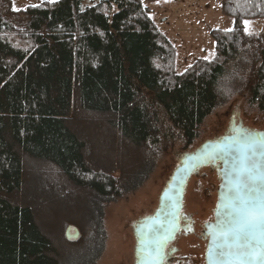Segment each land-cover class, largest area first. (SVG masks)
<instances>
[{
	"label": "trees",
	"instance_id": "1",
	"mask_svg": "<svg viewBox=\"0 0 264 264\" xmlns=\"http://www.w3.org/2000/svg\"><path fill=\"white\" fill-rule=\"evenodd\" d=\"M83 2L17 13L0 0V264H63L85 248L87 219L65 215L77 198L119 197L155 146L191 144L214 109L236 95L245 93L264 114V35L244 30V21L264 19V0H221L234 29L212 30L216 58L182 74L142 0ZM2 11L24 21L5 20ZM85 127L102 132L103 151L92 148ZM31 166L54 171L58 185L77 195L56 218L57 243L44 226L43 189L36 196L28 188ZM68 227L77 240L66 236Z\"/></svg>",
	"mask_w": 264,
	"mask_h": 264
},
{
	"label": "rangeland",
	"instance_id": "2",
	"mask_svg": "<svg viewBox=\"0 0 264 264\" xmlns=\"http://www.w3.org/2000/svg\"><path fill=\"white\" fill-rule=\"evenodd\" d=\"M83 1L84 6H92L96 2ZM45 2L49 0H11V9L18 13ZM142 3L151 11V19L177 52V74L184 73L198 60H214L212 53L216 54V46L210 34L212 30L234 29V20L222 14L221 0H161L153 3L142 0ZM2 13L5 20L13 22L18 18L6 11ZM22 21L20 18L15 20L19 24ZM249 22V31L252 33L249 35L246 32L249 36L264 35V19ZM232 122L249 131L264 133V114L252 107L246 94L241 93L214 109L199 126L191 144L173 140L155 146L149 154V160L136 175L121 184L122 193L119 197L77 198V202L72 203L75 209L71 208L70 214L65 215L74 216L73 222L87 219L89 227L85 230V248L65 257L63 264H136L135 226L156 213L159 196L177 166V157L193 153L205 142L229 134ZM86 127L85 130L94 137L90 143L92 148L96 145L103 151L107 144L101 139L104 137L102 132L99 134L98 129ZM27 182L29 190L36 196H40V190L43 189L46 198V205L43 206L46 218L44 226L51 229V239L56 242L60 229V222L56 218L61 221L67 208L63 202H69L77 195L67 190L66 186H59L54 171L47 169L41 171L31 166ZM219 185L220 179L214 168L202 169L191 178L184 197V212L193 222L197 235L182 234L176 238L170 247L177 250L174 264H205L207 242L203 240L202 233L205 225L214 219Z\"/></svg>",
	"mask_w": 264,
	"mask_h": 264
},
{
	"label": "snow or ice",
	"instance_id": "3",
	"mask_svg": "<svg viewBox=\"0 0 264 264\" xmlns=\"http://www.w3.org/2000/svg\"><path fill=\"white\" fill-rule=\"evenodd\" d=\"M249 28L250 22L244 21V30L251 35ZM215 56L212 53V59ZM233 146L239 154L230 181L234 196L221 206L230 211L228 219L216 226L209 247V264H255L264 259V139L252 137L250 131L241 129L236 139L221 145L218 151ZM145 251L148 257L145 264H159L166 254L163 242L157 243L155 251L150 247H145Z\"/></svg>",
	"mask_w": 264,
	"mask_h": 264
},
{
	"label": "water",
	"instance_id": "4",
	"mask_svg": "<svg viewBox=\"0 0 264 264\" xmlns=\"http://www.w3.org/2000/svg\"><path fill=\"white\" fill-rule=\"evenodd\" d=\"M241 129L247 130L242 125L232 127L229 134L215 141L205 142L193 153L183 154L177 157V166L159 197V205L156 213L152 217L142 220L135 226L136 264H145V261L148 259L145 247H150L155 251L157 243L163 242L166 253L167 247L174 243L176 237L181 232L184 197L191 178L201 169L217 167V176L220 179V185L217 190L214 219L211 223L205 225L203 233L204 239L207 242L204 260L205 264H209V247L214 239L216 226L221 220L228 219L227 213L230 210L221 206L225 204L230 197L234 196V193L230 192V181L234 178V162L239 155L235 146L222 152L218 150L221 145L236 139V134H238ZM250 134L257 139H264L263 132L250 131ZM234 218L235 217H233V219ZM65 233L72 241L77 240L79 237V232L74 229V227H68ZM165 259L166 254L163 255L159 264H165ZM249 264H251V262H249ZM255 264H264V259L256 261Z\"/></svg>",
	"mask_w": 264,
	"mask_h": 264
},
{
	"label": "flooded vegetation",
	"instance_id": "5",
	"mask_svg": "<svg viewBox=\"0 0 264 264\" xmlns=\"http://www.w3.org/2000/svg\"><path fill=\"white\" fill-rule=\"evenodd\" d=\"M235 126L236 125L234 124V122H232L231 127H235ZM210 168H214L217 172V167H210ZM181 221H182V229H181V232L179 233L180 235H182V234L183 235L188 234L189 236L197 235V233L195 232L194 226H193V222H191L190 217L187 214H185V212H183V214H182ZM203 233H204V231H203ZM203 233H202V238H203V240H205ZM172 244H170L167 247L165 264H174L173 263L174 262V256H175L177 250L170 248Z\"/></svg>",
	"mask_w": 264,
	"mask_h": 264
}]
</instances>
